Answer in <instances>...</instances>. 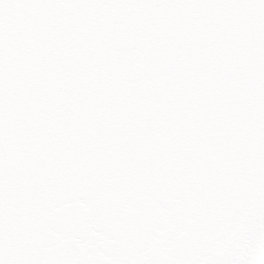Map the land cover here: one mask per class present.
I'll return each instance as SVG.
<instances>
[{"label":"snow or ice","instance_id":"snow-or-ice-1","mask_svg":"<svg viewBox=\"0 0 264 264\" xmlns=\"http://www.w3.org/2000/svg\"><path fill=\"white\" fill-rule=\"evenodd\" d=\"M0 264H264V0H0Z\"/></svg>","mask_w":264,"mask_h":264}]
</instances>
